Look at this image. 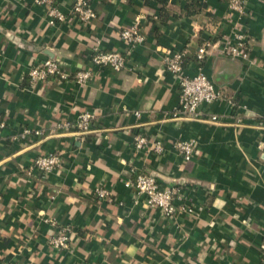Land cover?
Returning <instances> with one entry per match:
<instances>
[{"label": "crops", "instance_id": "0c3cea01", "mask_svg": "<svg viewBox=\"0 0 264 264\" xmlns=\"http://www.w3.org/2000/svg\"><path fill=\"white\" fill-rule=\"evenodd\" d=\"M74 0H56L66 16L49 23L34 0H0V264H261L264 256V0H246L243 16L227 0H88L90 24L70 14ZM140 19L145 41L123 70L90 67L97 47L123 51L122 29ZM245 36L246 57L227 55ZM209 44L201 62L197 49ZM184 52V74L201 71L221 99L202 106L216 122L174 119L178 84L163 65ZM57 60L60 81L28 80L31 66ZM93 76L73 80L80 69ZM94 119L83 137L52 125L82 113ZM138 114V116L135 115ZM23 129L26 140L12 139ZM163 143L160 155L137 151L134 136ZM191 141L184 159L171 147ZM56 152L46 176L32 161ZM154 173L179 189L192 210L170 219L150 208L125 182ZM111 193L101 200L96 189ZM70 230L67 249L50 244Z\"/></svg>", "mask_w": 264, "mask_h": 264}, {"label": "built area", "instance_id": "2783aa9c", "mask_svg": "<svg viewBox=\"0 0 264 264\" xmlns=\"http://www.w3.org/2000/svg\"><path fill=\"white\" fill-rule=\"evenodd\" d=\"M38 5L44 7L45 13L49 18V23L55 21L63 22L66 16L61 13L57 7L56 0H34ZM228 9L238 15L245 14L246 0H227ZM72 17L77 18L83 24H90L95 13L90 7L88 0H74L70 9ZM237 46L230 45L225 42V52L227 55L246 57L245 51V36L237 34ZM120 40L125 44L123 51L104 52L95 47L89 57L90 67L93 68H108L115 72L125 68L128 57L131 51L142 45L145 41V35L142 32L140 19H136L130 26L124 28L120 32ZM209 44H202L196 53V60L201 62L208 53ZM165 70L173 75L178 84V104L175 108L172 117L174 119L183 120H199L216 122V117L209 116L201 108L209 106L215 101L221 99L220 92L215 88L213 83L199 71L195 75L187 76L184 72V52L183 51H167L163 58ZM93 72L91 68L80 69L73 75V80L79 84H86ZM28 80L31 84L50 79L60 81L68 80L69 74L61 67L60 63L55 59H45L37 65H32L27 73ZM138 116L137 113H135ZM94 119L93 114L85 112L76 117L73 121L61 119L55 122L47 135L41 131H33L35 136H49L54 132L62 134H72L76 137H83L91 132V124ZM5 127V123L0 120V138L1 132ZM32 135L31 131L23 129L18 136H12V139L26 140ZM133 145L137 151L145 150L155 155H160L164 151L162 142L156 139H147L144 135L137 134L134 136ZM171 147L184 159L190 161L194 155V144L191 141L176 140L171 143ZM61 157L59 153L52 152L37 156L27 168V173L33 170L39 172L41 176H46L50 172L59 167ZM126 187H132L137 195L145 198V203L148 207L158 209L165 217L172 219L179 211L192 210L186 204H177L180 199L179 189L172 187H162L159 185L156 178L151 177L148 173H134L133 178L125 182ZM95 194L101 200H111V193L104 188L96 189ZM70 241V230L67 227L61 228L59 233L50 240V244L56 249H67ZM264 264V256L261 260Z\"/></svg>", "mask_w": 264, "mask_h": 264}, {"label": "water", "instance_id": "95a60500", "mask_svg": "<svg viewBox=\"0 0 264 264\" xmlns=\"http://www.w3.org/2000/svg\"><path fill=\"white\" fill-rule=\"evenodd\" d=\"M52 59V58H51ZM148 174L151 176V177H154V178H157L156 176V174H154V173H151V172H148Z\"/></svg>", "mask_w": 264, "mask_h": 264}, {"label": "trees", "instance_id": "16d2710c", "mask_svg": "<svg viewBox=\"0 0 264 264\" xmlns=\"http://www.w3.org/2000/svg\"><path fill=\"white\" fill-rule=\"evenodd\" d=\"M185 59V58H184Z\"/></svg>", "mask_w": 264, "mask_h": 264}]
</instances>
